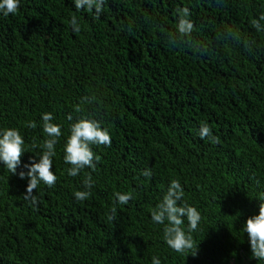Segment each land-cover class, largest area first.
Returning <instances> with one entry per match:
<instances>
[{"label":"trees","instance_id":"trees-1","mask_svg":"<svg viewBox=\"0 0 264 264\" xmlns=\"http://www.w3.org/2000/svg\"><path fill=\"white\" fill-rule=\"evenodd\" d=\"M19 3L0 13V130H18L27 151L17 174L0 162V264H264L242 230L264 197V30L252 25L264 0H105L99 17L73 0ZM183 7L195 29L182 37ZM46 112L61 127L57 181L39 184L34 206L18 173L39 160ZM80 118L99 121L112 143L92 145L95 170L72 177L64 146ZM202 123L218 143L199 137ZM89 174L91 195L78 202ZM173 179L201 214L195 256L169 248L151 219ZM116 192L132 199L120 204Z\"/></svg>","mask_w":264,"mask_h":264},{"label":"clouds","instance_id":"clouds-1","mask_svg":"<svg viewBox=\"0 0 264 264\" xmlns=\"http://www.w3.org/2000/svg\"><path fill=\"white\" fill-rule=\"evenodd\" d=\"M77 10H86L87 12H95L96 17H99L104 11L105 0H73ZM19 0H0V13L4 16L9 14L15 15L19 9ZM178 15L177 31L180 36H190L195 29V25L190 16L188 7L177 8ZM264 14H261L259 19L253 20L252 25L258 31L264 30ZM70 26L73 33L81 32V25L75 15L70 19ZM95 97H84L82 103H93ZM79 112V106L75 109ZM54 117L50 112L42 114V129L46 134V139L39 145L42 149L41 153H36L39 160L32 158L30 164L24 165L28 171H19L20 179H27L26 191L23 194L24 200L31 205H38L37 197L34 192L39 184L43 182L48 187L55 185L57 176L52 170V157L55 156V145L58 138L61 136V127L53 123ZM68 120H72V115L69 114ZM28 127L36 128L35 122H29ZM70 134L67 137L64 146V162L71 165L67 169V174L76 177L81 170L91 168L93 171L96 164L100 161L99 155H96L92 150V145L111 146L112 140L107 128H103L99 121L89 118H80L70 125ZM201 139H207L212 143H218L219 138L212 134V129L207 123H202L198 133ZM24 138L20 132L14 128H6L0 130V162L4 168L11 174H17L18 166L21 164V156L27 151L24 148ZM33 147H37L34 143ZM142 175L150 177L152 170H145ZM94 185L91 174L83 180L85 190L75 191L74 197L78 202L85 201L90 195L89 191ZM114 196L118 203L127 204L132 199L131 193L116 192ZM184 190L179 180H171L165 194L154 209L151 210V219L154 223L164 225L163 239L167 246L177 253H187L193 256L198 254V246L194 244L192 232L196 231L201 221V214L196 207L189 205L183 201ZM259 213L249 216L243 224V232L247 234L250 242L251 256L258 261L264 260V197L259 198ZM116 211L115 207L112 209ZM187 220V232L182 227ZM152 264H161L158 257H152Z\"/></svg>","mask_w":264,"mask_h":264}]
</instances>
